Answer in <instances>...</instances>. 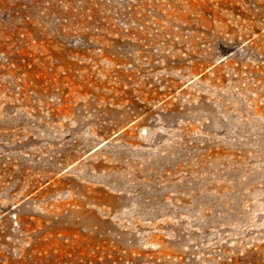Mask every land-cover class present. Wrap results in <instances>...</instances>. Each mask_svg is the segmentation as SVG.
I'll use <instances>...</instances> for the list:
<instances>
[{
  "label": "rangeland",
  "instance_id": "1",
  "mask_svg": "<svg viewBox=\"0 0 264 264\" xmlns=\"http://www.w3.org/2000/svg\"><path fill=\"white\" fill-rule=\"evenodd\" d=\"M9 1L0 264H264V0H167L152 86L63 105L17 80Z\"/></svg>",
  "mask_w": 264,
  "mask_h": 264
},
{
  "label": "built area",
  "instance_id": "2",
  "mask_svg": "<svg viewBox=\"0 0 264 264\" xmlns=\"http://www.w3.org/2000/svg\"><path fill=\"white\" fill-rule=\"evenodd\" d=\"M169 14L167 0H10L2 19L22 86L53 90L47 100L58 105L107 104L113 100L81 91L152 86L137 76L170 59L179 38Z\"/></svg>",
  "mask_w": 264,
  "mask_h": 264
}]
</instances>
